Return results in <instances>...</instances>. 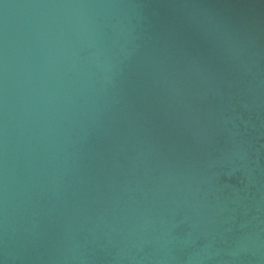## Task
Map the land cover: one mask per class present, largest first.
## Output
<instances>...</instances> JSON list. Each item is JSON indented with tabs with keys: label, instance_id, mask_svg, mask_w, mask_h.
Segmentation results:
<instances>
[{
	"label": "water",
	"instance_id": "water-1",
	"mask_svg": "<svg viewBox=\"0 0 264 264\" xmlns=\"http://www.w3.org/2000/svg\"><path fill=\"white\" fill-rule=\"evenodd\" d=\"M0 264H264V0H0Z\"/></svg>",
	"mask_w": 264,
	"mask_h": 264
}]
</instances>
